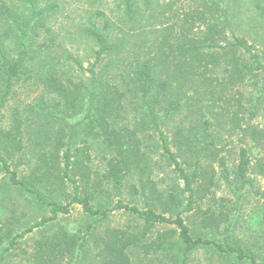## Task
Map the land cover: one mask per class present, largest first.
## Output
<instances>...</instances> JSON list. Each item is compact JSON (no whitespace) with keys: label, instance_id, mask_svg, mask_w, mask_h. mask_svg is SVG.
I'll return each instance as SVG.
<instances>
[{"label":"trees","instance_id":"16d2710c","mask_svg":"<svg viewBox=\"0 0 264 264\" xmlns=\"http://www.w3.org/2000/svg\"><path fill=\"white\" fill-rule=\"evenodd\" d=\"M23 1L30 5L27 16L14 11L6 0H0V109L6 105L14 85L24 74L31 72L26 55L34 37L38 35L37 29L46 25L44 16L58 6L56 2L41 7L39 0ZM91 1L96 3L101 0ZM152 1H148L149 6H152ZM122 6L121 17L126 21L133 24L141 20L143 11L137 0H122ZM173 8L170 1L157 3L156 12L150 18L152 21L146 25L145 51L143 55L134 56L127 76L113 75L105 69L98 70L107 57H119L126 44L124 37L114 36L112 21L102 10H90L86 14L84 30L99 48L95 62L86 68L91 75L89 82H81L71 89L60 81L50 67L44 65L38 73L49 93L56 98L49 104L42 96L35 105L28 106L25 119L33 122L34 117H41L39 123L53 120L66 125L67 117L82 112L80 120L84 124V141L88 144V137L101 139L102 145L116 151L104 176L112 179L115 189L119 190L127 174L133 170L144 173L148 166V156L144 150L138 145L123 143L119 123L123 112H126L127 101L131 102L139 116L135 130L158 132L164 155L171 164L176 165L175 171L184 179L185 187L180 193L174 187L159 190L155 182L150 181L156 200L166 212L175 216L157 212L153 207L154 202L140 209L121 199L112 205L95 200V192L87 188L89 173L85 158L89 156V146H76L72 136L54 144V159L44 150L35 168L20 176L16 169L11 168L10 159L23 146L21 136L25 120L15 116L10 127L0 129V175L6 173L0 185V264H7L12 257L26 260L25 264H82L91 239L98 264H131L129 250L136 246L146 248L147 252L152 249L155 253L170 254L175 260L174 264H186L189 255L200 249H205L212 257L227 264H264V261H257L254 254L234 235L237 215L228 220L227 234L222 239L192 233L182 216L193 208L197 194H201L203 199L210 193L216 171L213 164H203L206 159L218 163L227 181L234 174L233 181L241 189L250 182L247 175L251 159L247 148L240 146L238 162L231 166L227 156L223 155L224 148L221 152L217 143L227 133L230 136L240 133L244 137L251 129L254 140L264 148V125L254 124L258 117L264 121V82L256 89L255 99L250 96L251 93L240 91L241 85L255 83L252 80L258 75L264 80V51L261 52L247 37L235 32L233 16L228 11L231 8L225 0H203L201 6L184 10L183 14ZM168 11L169 18L161 21V16ZM12 33L19 44L18 57L11 56L5 45V40ZM75 60L82 65L78 59ZM236 83L239 85V98L230 99L227 96L232 91L230 85ZM182 112L190 114L184 117L191 122L187 134H184L186 142L179 149L190 153L184 163L192 167L191 172L180 165L179 152L173 150L172 140L165 130ZM175 131L178 135L181 133L180 128ZM216 131H219L217 135L211 134ZM74 132L73 129L71 133ZM60 147L64 148L62 155ZM73 150L76 154H73ZM59 155L63 159V166L54 161ZM258 167L259 172L264 174V161H260ZM210 172L212 174L208 178L207 173ZM75 175H82L86 180L83 196L79 195L80 180ZM64 177L73 181L75 186L74 197L65 204L52 194V185L64 182ZM207 179L208 182H204ZM98 182L101 183L100 180ZM13 191L30 204L49 210L51 214L29 225H22L13 208H10V216L6 212V202L11 200L9 196ZM164 194L167 196L163 197ZM240 199L239 195L238 201ZM75 202L82 204L89 217L85 231L70 232L57 222L60 214L70 213L71 205ZM122 209L134 213L136 219L143 222L142 226L134 229L130 226L109 227L100 232L94 231L113 211ZM217 219L210 215L205 222L209 225L212 222L219 224ZM167 223L175 226L160 228L151 241H145L155 227ZM54 225H58V228L49 232L44 230L52 229ZM36 231H43L44 234L33 241L29 248L24 247L23 243L30 238L28 234Z\"/></svg>","mask_w":264,"mask_h":264},{"label":"rangeland","instance_id":"374dc122","mask_svg":"<svg viewBox=\"0 0 264 264\" xmlns=\"http://www.w3.org/2000/svg\"><path fill=\"white\" fill-rule=\"evenodd\" d=\"M8 4L24 15L30 14V5H27L23 0H6ZM148 1L152 0H137L140 8L143 11L141 20L133 24L121 17L123 12L122 0H101L94 3L91 0H39V6H46L53 2L58 4L53 10L48 11L44 16L43 21L46 25L40 26L37 29L38 35L34 37L33 44L27 53L26 63L31 69L27 75H23L13 88V92L9 95L5 106L0 109V129L11 126L14 117L20 116L25 120L23 127V146L15 157L10 159L11 168L18 171L22 176L30 172L39 163V155L44 150L52 159L55 158L56 148L55 143L58 140L64 141L72 136L76 146H86L84 141L85 134L83 133L84 124L80 120L82 112L77 116L67 117V124H59L53 120H42L41 117H34L33 122L25 119L28 106L35 105L42 96H44L49 104L55 100V95L49 93L43 83L42 76L38 70L44 65L50 67V70L60 78V81L71 89H75L81 82L88 83L91 77L87 67H91L96 59V52L99 48L98 44L88 37L85 33L87 23V13L92 9H100L112 21V32L114 36H121L125 39V49L119 57L109 56L99 65L98 70L105 69L110 74L127 76L129 64L133 61L135 55H143L145 51V42L147 39L146 25L152 20L151 15L156 12L157 3L172 2L173 6L180 14L184 10H192L201 6L203 0H153L152 6L148 5ZM230 6L229 14L233 16V24L235 32L243 35L253 42L257 48L264 51V0H225ZM173 8V10H175ZM174 13V12H173ZM165 18V19H164ZM169 18V11L161 16V21ZM154 20V19H153ZM163 20V21H164ZM160 21V22H161ZM6 48L13 57H18L20 48L14 33L5 40ZM78 59L82 65H79L75 60ZM83 66V67H82ZM52 68V69H51ZM263 75V74H262ZM72 81V82H70ZM255 83H245L241 85L245 94L251 93L253 99L256 98V89L264 80L261 75L256 76L253 80ZM1 88V87H0ZM232 91L228 92V98H239L238 83L230 85ZM234 88V89H233ZM131 97L128 100L131 101ZM231 105V103L229 104ZM232 107V106H231ZM237 105L234 104V108ZM233 108V109H234ZM135 105L127 101L126 112H123V117L119 126H121L123 134V143L138 145L141 150H144L148 156V166L144 173L140 170H133L126 175V178L119 190L115 189L114 181L105 178L104 174L108 172L109 161L115 158L116 151L108 149L102 145L101 139H93L88 137L89 156L85 158V163L88 166V190L95 192L103 204L112 205L118 200H123L130 205L138 206L140 209H145L149 202H154L153 207L157 212L166 214L169 217L171 213L166 212L162 204L156 200L154 193L151 191L150 181H154L159 190H164L168 187H174L179 193L185 187L184 179L176 172V165L171 164L168 158L164 155L162 143L159 139V133L153 130H135V124L139 121V116L135 112ZM30 114V113H29ZM190 115L188 112H182L178 115L176 121L165 127L169 138L172 140L173 150L179 152L178 160L180 165L184 166L188 172L193 169L184 163V160L190 156L186 151H180V147L184 142V134H187V127L191 120L184 116ZM264 121L258 117L254 124H261ZM75 126V127H74ZM180 128L181 133H176V129ZM40 129V131H39ZM74 129V133H71ZM212 128L211 130H213ZM136 131V132H135ZM41 133V134H39ZM219 131L211 133L217 135ZM241 138H243L241 140ZM50 144V145H49ZM240 146L247 148L251 165L248 171L249 183L244 188L233 181L234 174L230 175V180L227 181L220 172V166L212 159H206L203 164H213L216 171L214 175V183L211 185L209 195L202 199L201 194L195 196V200L191 210L183 213L185 223L191 228L192 233H202L208 237L222 239L227 234L228 220L233 216L236 217L234 227V235L239 242L250 252H252L257 261H264V174L259 172L258 163L264 161V148L254 140L251 129L244 134V137L239 133L223 135L217 143V147L224 148L225 154L229 159V164L237 161ZM48 148V149H47ZM61 155L64 153V148L60 147ZM73 154L76 151L73 150ZM58 156L55 162L63 166L62 157ZM74 159L75 156H72ZM211 170V169H210ZM212 172L207 173L208 178ZM80 180L79 195H84V183L86 180L82 175H75ZM6 177V173L0 175V185ZM100 180L101 183L98 182ZM204 182H208V179ZM146 184L144 188L143 185ZM53 196L61 203H68L75 195V186L73 181L68 177H64V182H59L52 185ZM259 192V193H258ZM189 192L185 193L187 197ZM10 201L6 202V212L8 216L12 214L10 208L15 210L22 222V225H29L32 222L40 220L43 216L50 215V211L30 204L17 192H11ZM239 195L241 197L238 201ZM167 195L164 194L163 197ZM239 202V204H238ZM95 201V205H97ZM214 215L218 218L219 224L212 222L207 224L205 218ZM136 215L128 210H115L109 218L95 227V232H100L109 227H128L132 229L140 228L142 221L136 219ZM88 216L83 210L82 204L77 202L71 205L69 214H60L57 222L61 226L66 227L70 232L84 230L89 221ZM175 225L167 223L163 226H157L149 234L145 240L151 241L154 233L160 228H173ZM218 226V227H216ZM58 228H45V231H53ZM38 231V230H37ZM29 233L27 240L23 243L24 247L32 245L33 241L41 237L44 232ZM83 235L84 232L81 231ZM93 239L89 241V245L84 253L82 264H98L95 257ZM17 250V252H19ZM131 264H174L170 254L155 253L152 249L147 252L146 248L141 246L133 247L129 250ZM26 260L21 258H9L7 264H25ZM186 264H227L219 258L212 257L205 249H200L189 255Z\"/></svg>","mask_w":264,"mask_h":264}]
</instances>
